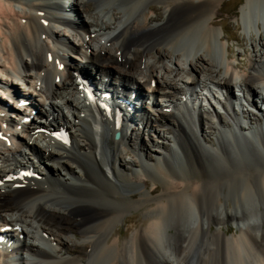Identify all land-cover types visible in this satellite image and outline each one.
Masks as SVG:
<instances>
[{"label":"bare ground","instance_id":"1","mask_svg":"<svg viewBox=\"0 0 264 264\" xmlns=\"http://www.w3.org/2000/svg\"><path fill=\"white\" fill-rule=\"evenodd\" d=\"M238 1L239 12L223 8L224 0H74L70 8L62 0H0V78L13 72L31 87L40 81L42 107L50 117L48 125L32 121V130L19 126L17 135L20 124L0 114V181L14 168L41 173L39 181L0 186V220L20 226L24 236L19 249L27 258L20 257L18 264H264V114L253 101L256 96L264 102V49L243 71L244 65L230 61L224 28L218 25L224 14L240 15L244 29L256 23L259 29L264 0ZM184 39L196 47L179 49ZM163 45L191 56L188 78L174 67H159L166 56L157 48ZM68 52L87 69L73 70ZM75 71L96 76L130 100L132 109L118 108L126 121L118 126L113 109L102 113L98 103L90 106ZM112 72L119 80L113 84ZM208 83L229 96L232 83L240 86L245 101L254 103L255 113L243 112V119L255 132L239 125L228 105L225 115L180 106L184 91L195 93ZM143 87L174 113L158 102L151 110H137ZM76 95L82 104L75 103ZM61 109L72 110L70 120ZM15 114L9 118L21 113ZM135 121L139 126L133 129ZM59 127L71 130L69 144L52 136ZM41 128L47 132L36 133ZM126 130L143 133L160 150H152L156 163L143 153L147 144L138 149ZM7 141L16 147H7ZM41 141L47 144L43 151L38 150ZM126 148L140 152V169L132 173L126 171L134 165L124 160ZM228 224L236 225L232 236Z\"/></svg>","mask_w":264,"mask_h":264},{"label":"rangeland","instance_id":"2","mask_svg":"<svg viewBox=\"0 0 264 264\" xmlns=\"http://www.w3.org/2000/svg\"><path fill=\"white\" fill-rule=\"evenodd\" d=\"M236 1H238V0H224L223 8H226V9H230V8L232 9V8H234L235 11L239 12L241 6H240V4L238 2L239 1L242 2V0H239L237 2L238 4H236ZM150 2L153 3V1H150ZM224 16H225V19L222 22L218 23V25H220V26H222L224 28V32H225V38L223 39V44H225V47H227L228 50H229V56L228 57H229L230 61H232L233 63H236L237 62V63H240V64L244 65L245 68H243V71H245L246 67L248 66L249 60L251 58H253V56L256 54V52H258L261 49H264V47H261V44H263L264 41H261L260 42L261 44L259 43V37L260 36H262V38L264 39V37H263V35H264V20L259 21L260 22L259 23V29L257 28L258 25L256 23L250 29H247L246 30L241 25L240 15H239V17H237L236 15H227V14H224ZM68 18H69V20H73V16L72 15L71 16H68ZM58 29L59 30H62L63 33L67 37H69V33L67 32L66 29H64L62 27L61 28H58ZM217 29L219 30V26L217 27ZM106 41H107V39L101 40V43H104ZM239 42H241V44ZM179 46H180L179 49L180 48H184L185 49L186 47L188 48L189 46L196 47L195 43L193 41H190L189 39L182 40ZM157 49L158 50H161L165 54V56H166L163 59L162 63L159 65L160 68L163 67V66L164 67L167 66L169 69H172L174 67V68H176V70H178V73H180V75L182 76L183 79H186V78L189 77L185 73V71H186V62L191 58V56L189 57L188 55H180L178 49H175V48L171 49V48H168L165 45L160 46V47L158 46ZM57 52L59 54H62L61 51H57ZM152 56H154L153 55V52H151L148 55V57H150L151 59H153ZM177 56H178V59L175 60L174 58L177 57ZM68 57H69L70 61H72V62L74 61V63L78 60L75 57H70L69 55H67V59H68ZM126 75H123L122 76L123 79H124V81L129 79V77H127ZM203 76H205V75H203ZM208 76H209V74H207L203 79L208 78ZM111 77H114V80H116V82L119 81L118 79L115 78V75L113 74V72H112V76ZM153 86H154V83L152 84V87ZM178 87L181 88L180 83H178ZM144 88L146 89V92H149V94L151 95L150 90L147 89L146 87H143L142 89H144ZM18 90L21 91L22 89L20 88ZM258 93H260V90H258ZM145 94L146 93H143V91H140V96L141 97L139 98L138 101L144 100L145 99L144 98L145 97L144 96ZM157 96H158V99H157L158 101H156V102H154L152 104H155L156 103V106H157V102H158V105H160L158 107L161 108L162 110L163 109L166 110V108H168L167 105L166 106H161L162 105L161 102H164V103H166V102L164 100L160 99V96L159 95H157ZM62 97L65 98L66 95H64ZM76 97H77V95H76ZM254 97L255 98H258L256 96H254ZM78 99H81V98H78ZM259 102L264 104V102H261L260 100H259ZM75 103H78V102L75 101ZM255 103L257 104L256 106H259L260 105L258 102H255ZM262 107L264 108V105L261 104V106L258 107V110H259L260 113L262 112L264 114V110L262 111L260 109ZM135 108L137 110H139L140 112H142V108L139 109L137 107V104H135ZM149 109L151 110V106L150 105L148 107L143 108V110H149ZM62 110L63 109L60 110V115L63 116L65 119L70 120L72 113L69 114L70 119H68V117H66V116L63 115ZM64 111H65V113L67 111L68 112L69 111L72 112L71 109L70 110L69 109H66ZM40 112H42V111H40ZM172 114H170V115H172ZM44 118H46V117H44ZM9 119H11V118H9ZM11 121H13V120H11ZM12 123L14 125H16L19 122L18 123L17 122L15 123V120H14V122H12ZM246 123L249 126V128H252V130L255 132V130H254L255 126L251 125L247 121H246ZM138 126L139 125H136V128ZM140 128H141V126H140ZM137 130L138 129H136L134 131H137ZM134 131L126 130L127 137L130 139V141H132L135 144V147H137L138 149L140 148V146L142 145V143L147 144V147L149 149H147V147H145V145H144V147L142 145V147H143V153L146 154V156L148 157V161L150 160L151 163H156L157 162V156L155 154H153L152 150L156 149L158 151V153H161L160 150H158L157 147L152 146L151 145V142H147L146 139H148V137L146 135H144L143 133H140V132L138 134L137 132H134ZM207 134H208V132H207ZM140 137H141V139H140ZM138 140H139V144L137 145ZM208 140H209L210 144H212L215 141V135L214 136H210ZM164 142L165 143H163V144L164 145H167V141H164ZM39 143H38V145H39L38 146V150H42L43 151L45 149V147H46L47 144H45L43 146V148H42L41 147V144H39ZM128 147H129V145H128ZM245 151H247V153L252 156L253 153L249 149H244V152ZM156 154H157V152H156ZM139 156H140V152H138V154H135L132 150H128V148H126L125 154H124V160L128 164L131 163V162L134 164V165H132V168L130 167V165H127L126 166L127 173H132L134 170H136V169L139 170L140 169L141 163L139 162L140 161ZM246 161L249 162L248 159ZM45 166L46 167H49L48 163H46ZM50 167H51V165H50ZM144 178H145V176H144ZM150 190H151V187L149 186L147 188V191H150ZM131 213L132 212L127 213V215H130ZM139 217L140 218H143L144 217V213L143 212H139ZM235 227H236L235 224H228V228H230V230H231L230 233L228 234V236H232V235L235 234V232H236V228Z\"/></svg>","mask_w":264,"mask_h":264}]
</instances>
